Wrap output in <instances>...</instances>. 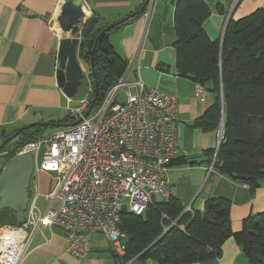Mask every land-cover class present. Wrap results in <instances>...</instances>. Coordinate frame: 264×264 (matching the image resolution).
Masks as SVG:
<instances>
[{"label": "crops", "instance_id": "obj_1", "mask_svg": "<svg viewBox=\"0 0 264 264\" xmlns=\"http://www.w3.org/2000/svg\"><path fill=\"white\" fill-rule=\"evenodd\" d=\"M83 1L86 4V15L97 16L100 25L106 27L129 17L145 2ZM165 1V6L154 9L152 15L146 14V10L138 18H131L120 24L118 30L111 32L114 35L110 39L111 33L109 34L108 42L128 63L127 72L121 79L124 83L130 85L139 78L147 88H160L177 95L178 150L168 171L169 196L175 197L185 209L198 210L202 209L203 202L207 199L229 200L230 227L236 233L241 230L243 220L250 214L264 212V181L256 190L251 191L247 186L237 184L220 174L214 162H208V157L204 156L206 151L216 147L219 130L203 132L193 126V123L213 104L214 95L203 88L200 100L195 96V84L187 78L177 76L176 53L172 46L175 41L174 3L170 0L171 5H168L169 0ZM203 1L211 9L203 28L212 40L219 39L229 18L239 19L255 9H264V0ZM60 5L61 0H0V140L3 135L35 123L59 121L69 115L68 109L78 105L87 93L78 95L79 88L73 98H68L57 86L56 55L60 40L66 37L55 23ZM107 10H113L110 14L111 22H108ZM89 70H83L87 90L93 87ZM5 140L0 141V147ZM4 155L5 153H0V156ZM32 158H35L34 155ZM58 185L59 178L56 174L35 172L33 169L29 184V205L35 204L41 211L57 210L60 202L52 200L51 196ZM155 200L162 199L155 197ZM8 215L9 221L3 226L24 224H17L12 213ZM104 237L106 238L105 235ZM106 241L108 251H102L92 243L88 257L78 260L65 251L67 240L63 229L55 225H43L34 232L21 264H118L113 258L107 238ZM144 264L159 263L146 259ZM194 264L248 263L240 246L230 237L222 245L218 258Z\"/></svg>", "mask_w": 264, "mask_h": 264}, {"label": "trees", "instance_id": "obj_2", "mask_svg": "<svg viewBox=\"0 0 264 264\" xmlns=\"http://www.w3.org/2000/svg\"><path fill=\"white\" fill-rule=\"evenodd\" d=\"M173 3L175 41L172 46L176 53L177 76L191 80L195 87H201L202 93L206 88L214 95L213 104L193 126L203 132L218 129V137L220 131L222 133L216 147L206 151L204 156L208 157V162H213L215 157L214 166L220 174L254 191L264 181V9H255L239 19L229 18L219 39L212 40L203 28L211 14L203 0H173ZM129 17L126 22L131 20ZM100 24L94 26L89 38H95L106 27ZM119 27L116 25L104 33L96 46L93 72L98 95L94 109L101 106L108 91L119 84L127 72L128 63L108 42L109 34ZM85 65L89 69V63ZM89 78L94 87L90 70ZM74 122L66 115L53 123L69 126ZM45 129L35 123L6 143L0 153L8 151L4 157L11 159L14 151L42 137ZM12 133L3 135L1 140ZM229 209V200L211 198L203 202L201 210H185L175 197L169 196L152 201L140 216L122 211L117 227L126 235L124 255L113 254V257L118 264L141 253L129 264H144L146 259L159 264L200 263L218 258L222 245L232 237L248 264H264V212L250 214L243 220L241 230L234 233ZM11 213L9 210L0 212V226L9 221ZM3 214L5 220L1 218Z\"/></svg>", "mask_w": 264, "mask_h": 264}, {"label": "built area", "instance_id": "obj_3", "mask_svg": "<svg viewBox=\"0 0 264 264\" xmlns=\"http://www.w3.org/2000/svg\"><path fill=\"white\" fill-rule=\"evenodd\" d=\"M156 1L149 0V16ZM124 82L84 117L94 96L90 87L68 109L75 122L80 119L78 124L55 129L15 152L34 155L35 172L57 175L51 199L60 206L41 211L28 204L23 225L0 227V264H21L34 232L43 225L63 229L65 251L75 259L88 257L91 233H103L110 249L120 254L126 240L117 227L121 212L140 216L155 197L169 196L168 171L178 150L176 95L147 88L139 78L130 85ZM121 86L135 90L127 91L124 104L116 101ZM195 96L201 100V87H195Z\"/></svg>", "mask_w": 264, "mask_h": 264}, {"label": "water", "instance_id": "obj_4", "mask_svg": "<svg viewBox=\"0 0 264 264\" xmlns=\"http://www.w3.org/2000/svg\"><path fill=\"white\" fill-rule=\"evenodd\" d=\"M148 3L149 0H145L141 7L130 15L131 18L141 16L147 10ZM85 9L86 4L83 0H61L59 13L55 22L59 30L69 36L60 40L57 50L58 67L56 70V81L58 88L68 98H73L76 95L82 85V81L85 79L82 66L83 60L89 62V69L93 75L94 96L87 111L84 113V117L94 107L95 99L98 95L97 82L93 72V56L97 43L104 33L113 29L116 25L124 24L130 19V17L122 19L113 25L105 27L95 38H89V34L99 22V18L97 16H87L84 11ZM76 35H79V39ZM79 122L80 119L72 125H76ZM40 124L44 128L70 126H58L57 124L47 122ZM31 126L33 125L18 129L5 140L0 150L7 142L15 139ZM222 128L223 118L221 119V130ZM33 169L34 161L30 154L15 156L9 160L0 156V212L3 210L11 211L14 214L15 222L19 225L25 222V211L30 202L29 184ZM160 238L150 245L148 249ZM140 255L135 258H138Z\"/></svg>", "mask_w": 264, "mask_h": 264}, {"label": "rangeland", "instance_id": "obj_5", "mask_svg": "<svg viewBox=\"0 0 264 264\" xmlns=\"http://www.w3.org/2000/svg\"><path fill=\"white\" fill-rule=\"evenodd\" d=\"M165 0H157L156 1V6H155V9H157L158 7H160V6H162V7H164L165 6ZM168 5H171L170 4V0H169V2H168ZM113 12V10H107L106 11V14H109L108 15V22H111V19H110V14ZM66 35V37H69L68 36V34H65ZM111 35L113 36L114 34H110V36H109V39H110V37H111ZM76 37L79 39V35H76ZM83 67H84V69H86L87 68V66L86 65H83ZM86 91H87V81H86V79H84L83 81H82V85L80 86V90H79V94L78 95H82V94H85L86 93ZM127 91H129L130 93H134L135 92V90H133V89H130L129 87L128 88H126L125 86H121L120 87V89L117 91V96H116V101L119 103V104H124V102L126 101V99H127V96H128V92ZM55 129H58V128H47V129H45V131H44V133H43V135L44 136H47V135H49L53 130H55ZM16 131H14L13 133H15ZM13 133L11 134V135H9L8 137H10V136H12L13 135ZM0 141H2V140H0ZM5 154L6 153H9L8 151H6V152H4ZM39 159H41V153H40V156H39ZM153 201H155V199H153ZM152 203V202H151ZM186 210H188V208H186ZM3 217V219L6 217V215L5 214H3L2 216H1V218ZM5 220V219H4ZM92 234V233H91ZM90 234V235H91ZM90 235H89V248H90V245L93 243V244H95L97 247H99V248H101V250L102 251H108V248H109V246H108V243H107V241H106V238L104 237V235H103V233L102 234H100V233H95V234H92L91 235V237H90ZM111 250V253L112 254H115V255H118V256H122V255H124V250H122V252L120 253V254H117L116 252H114L112 249H110ZM93 253V252H92ZM114 258V257H113ZM115 259V258H114ZM136 258L134 257L132 260H130V261H128V262H125V263H121V264H129V263H131L132 261H134ZM116 260V259H115Z\"/></svg>", "mask_w": 264, "mask_h": 264}, {"label": "bare ground", "instance_id": "obj_6", "mask_svg": "<svg viewBox=\"0 0 264 264\" xmlns=\"http://www.w3.org/2000/svg\"><path fill=\"white\" fill-rule=\"evenodd\" d=\"M84 11H85V14H87V9H85ZM57 26H58V25L56 24V27H57ZM57 28H58V27H57ZM58 29H59V28H58Z\"/></svg>", "mask_w": 264, "mask_h": 264}, {"label": "flooded vegetation", "instance_id": "obj_7", "mask_svg": "<svg viewBox=\"0 0 264 264\" xmlns=\"http://www.w3.org/2000/svg\"><path fill=\"white\" fill-rule=\"evenodd\" d=\"M86 62H87V61H84V60H83V62H82L83 64H82V65H85V64H86ZM88 63H89V62H88Z\"/></svg>", "mask_w": 264, "mask_h": 264}, {"label": "clouds", "instance_id": "obj_8", "mask_svg": "<svg viewBox=\"0 0 264 264\" xmlns=\"http://www.w3.org/2000/svg\"><path fill=\"white\" fill-rule=\"evenodd\" d=\"M213 162H214V159H213Z\"/></svg>", "mask_w": 264, "mask_h": 264}]
</instances>
